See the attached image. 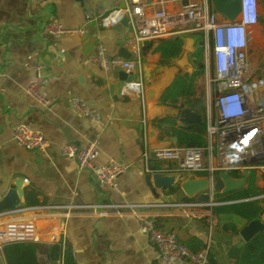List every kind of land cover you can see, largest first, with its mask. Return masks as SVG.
Here are the masks:
<instances>
[{"label": "crops", "instance_id": "1", "mask_svg": "<svg viewBox=\"0 0 264 264\" xmlns=\"http://www.w3.org/2000/svg\"><path fill=\"white\" fill-rule=\"evenodd\" d=\"M259 2L260 23L252 28V43H264V0ZM124 7L123 0H0V202L21 180L24 191L21 206L29 208L186 201L180 188L173 192L171 188L152 192L147 186L141 123L143 105L137 97L121 95L123 81L117 73H105L89 60L99 44L112 56L120 57L122 48L130 49L128 41L133 33L127 32L124 36L113 28L101 27L97 21L88 23L86 13L96 16L100 11ZM51 21L69 28L82 27L85 35L50 37L43 32V27ZM173 37L185 41L186 37L193 36L178 34L161 39ZM143 48L142 44V56ZM159 62V54L150 53L144 58L147 85L159 78L163 68ZM36 65L42 66L49 77L43 89L51 101L49 107H43L27 93L36 79ZM202 92L205 115V91ZM73 99H80L90 112L99 115L101 122L85 119L73 106ZM203 120L206 122V116ZM19 125L40 131L51 142L50 148L36 152L17 145L13 132ZM93 141L100 144L96 165L116 160L130 166L113 188H99L88 172L77 168L74 160L60 155L67 143L87 147ZM156 163L154 159L149 161L150 170L154 171ZM262 178L257 175V184ZM148 213L159 228L175 233L184 244L195 238L203 246L209 245L217 264H237L230 252L247 243L240 232L248 223L237 215L220 216L215 224L211 217L193 219L164 208H152ZM38 233L40 243L46 245L38 253L41 264L49 263L48 247L61 237L70 244L77 264H164L157 248L141 233L138 220L127 212L106 217L79 212L65 223L58 219L40 220ZM0 256L6 264L2 248Z\"/></svg>", "mask_w": 264, "mask_h": 264}, {"label": "built area", "instance_id": "2", "mask_svg": "<svg viewBox=\"0 0 264 264\" xmlns=\"http://www.w3.org/2000/svg\"><path fill=\"white\" fill-rule=\"evenodd\" d=\"M124 8L100 11L96 16L86 13L87 22H99L103 28H113L126 15L133 27V36L128 41L133 60L112 56L108 49L99 44L89 60L108 74L124 72L136 75L133 81H123L121 95L137 97L144 109L142 132L143 160L148 174L151 159L149 129L145 89L147 79L144 75L142 44L145 40H156L178 34L201 35L205 47V100L206 133L204 147H179L155 150V161L173 165L172 169L161 172L181 173V181L190 175L206 176L210 181L208 203L196 200L159 204H94V205H41L38 207H18L0 213V248L11 243H40L38 222L58 219L63 223L76 213L109 215H133L139 222L140 231L146 235L159 252L164 264L187 262L190 264H209V245L197 252L191 251L179 237L158 227L155 219L148 213L152 208H164L188 215L193 219L212 217V210L219 204L215 202L214 189L216 177L222 173H235L240 178L251 171L264 172V78L252 73L251 50L252 28L260 23L259 0H240L241 12L233 22L218 14L211 0H123ZM184 2H187L184 5ZM179 28L184 30L179 31ZM43 32L50 37L83 36L85 30L69 28L57 21L44 25ZM212 41L213 47H210ZM212 59V61H210ZM35 81L27 88V93L43 107L51 101L43 89L48 84V75L42 66L34 67ZM72 104L83 117L100 123L98 114L90 112L80 99ZM17 145L29 151L46 152L51 142L40 132L19 125L13 132ZM60 155L74 160L80 171H86L101 189L113 188L118 178L128 173L130 166L112 160L98 166L95 161L100 155L98 141L87 147L75 143L65 144ZM27 183V181L25 180ZM264 198V196L260 197ZM64 234V232L62 233ZM64 240L61 237L60 240ZM5 264V263H2Z\"/></svg>", "mask_w": 264, "mask_h": 264}, {"label": "trees", "instance_id": "3", "mask_svg": "<svg viewBox=\"0 0 264 264\" xmlns=\"http://www.w3.org/2000/svg\"><path fill=\"white\" fill-rule=\"evenodd\" d=\"M194 51L190 54V63L193 71H181L173 85L164 93L160 105L181 112L184 109H191L204 117L205 104L203 92H198L197 82L205 73V45L201 35H194ZM185 41L180 37L170 39H156L149 47L143 48L144 58L150 53L159 54V65L170 66L171 62L183 53ZM212 48V41L210 43ZM152 126L161 132V139L173 140L179 147H204L206 122L203 125L179 124V119L174 117H163L156 119ZM162 165H153L154 172H161ZM248 186L244 189L222 194L217 192L214 200L219 205L212 210L211 220L216 224L220 216L237 215L247 223L256 219L263 206L264 188L257 184V175L254 171L249 174ZM235 178L240 176L232 174ZM179 187L171 188L170 191H177ZM187 201H191L187 199ZM237 233V229L230 225ZM195 244V246H194ZM191 251L197 252L203 246L197 239H192L185 244ZM6 264H41L38 258L39 249L36 243H11L2 247ZM48 264H77L72 248L65 240L53 243L47 250ZM230 257L236 260L237 264H264V231L257 234L241 248H234ZM209 264H217L211 253Z\"/></svg>", "mask_w": 264, "mask_h": 264}, {"label": "water", "instance_id": "4", "mask_svg": "<svg viewBox=\"0 0 264 264\" xmlns=\"http://www.w3.org/2000/svg\"><path fill=\"white\" fill-rule=\"evenodd\" d=\"M80 1V0H79ZM187 2H184L186 5ZM211 4L215 11L227 20L233 22L237 19L241 12L240 0H211ZM113 29L124 34L133 33V27L129 24V18L126 15ZM151 40L143 41V46L147 47L151 44ZM183 54L175 60V63L168 67L161 69L159 78L149 83L145 89L146 101L148 104V119L150 122L163 117H174L179 119L180 124L203 125V117L191 109H184L181 112L164 107L160 105V100L164 93L173 85L177 76L182 70H187L191 73L193 71L190 63V54L194 51V38L186 37L185 45L183 47ZM120 57L132 61L133 56L127 48H122ZM122 81H133L136 75H128L124 72L116 74ZM161 132L151 127L149 129V142L152 150L151 157L156 158L155 150L169 148L175 145L176 140H161ZM183 175L181 173L173 172H155L147 174L145 177L147 186L152 192L157 190H166L170 188L179 187L184 196L190 200H196L199 203H208L210 195L208 193L210 188L209 178L206 176L190 175L186 180L181 181ZM250 176L245 178H235L232 174L227 172L220 173L214 184L216 192L222 194L238 191L248 186ZM22 180L17 182L11 188L8 194L0 202V213L8 210H14L21 206L24 200V191L21 189ZM264 231V207L259 216L248 223V225L240 232V236L245 242H249L257 234ZM37 247L40 252L46 249V245L38 243ZM0 264H2L0 256Z\"/></svg>", "mask_w": 264, "mask_h": 264}, {"label": "rangeland", "instance_id": "5", "mask_svg": "<svg viewBox=\"0 0 264 264\" xmlns=\"http://www.w3.org/2000/svg\"><path fill=\"white\" fill-rule=\"evenodd\" d=\"M260 45V46H259ZM205 50H207L206 52L209 54L210 50L205 47ZM251 69H252V73L257 76V77H262L264 78V43L260 42H253L252 43V50H251ZM212 61V59L210 60ZM186 72V70L184 71ZM205 84H206V80L205 77H202L198 82H197V90L198 92H202L205 91ZM206 116V114L204 115ZM159 164L162 165V168L168 170V169H172L173 165L170 163H166V162H158ZM259 177L264 176L263 172H258L256 173ZM258 184L261 187H264V178L259 179L258 180Z\"/></svg>", "mask_w": 264, "mask_h": 264}]
</instances>
